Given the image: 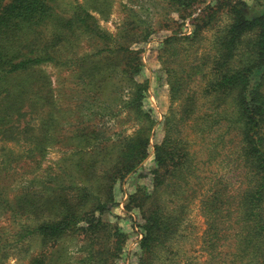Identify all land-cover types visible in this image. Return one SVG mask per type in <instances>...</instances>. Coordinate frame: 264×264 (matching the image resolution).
Here are the masks:
<instances>
[{
    "label": "rangeland",
    "instance_id": "obj_1",
    "mask_svg": "<svg viewBox=\"0 0 264 264\" xmlns=\"http://www.w3.org/2000/svg\"><path fill=\"white\" fill-rule=\"evenodd\" d=\"M211 1L197 0L179 11L171 0H46L50 16L39 24L41 32L36 37L41 42L39 48H48V58L36 67L40 74L32 83L35 87H25V102L10 101L5 106L14 104L17 109L24 104L22 113H9L16 119L19 115L10 134L18 131L19 124L28 123L31 130L23 133L20 140L0 141L1 164H12L0 175V264H29L34 258L42 264H87L98 260H103L101 264H140L145 235L142 211L148 208V197L153 194L168 211L180 215L172 238L163 250H157V264H205L208 256L203 234L207 223L201 200L210 178L231 176L232 155L229 146L222 148L219 142L220 133L226 129L224 124L214 126L211 124L215 120L206 121L212 111L202 92L204 82L191 87L198 106L193 112L188 110L191 116L177 132L192 156L193 172L188 182L175 187L172 178H167L155 190L152 169L154 145L164 137L165 117L182 115L187 93L185 90L172 100L167 76L158 60L159 49L168 35L190 34L194 24L200 22L198 18L205 19ZM244 1L257 8L264 4V0ZM80 4L91 13L93 21L76 30L72 18ZM226 21L227 15H223L215 24ZM215 29L218 27L206 31L205 36L209 38ZM134 35L139 36L136 42L132 41ZM207 42L205 39L201 43L209 47ZM123 44L141 55L142 72L137 80H148L141 118H137L130 103L133 82L124 72L125 59L116 48ZM108 46L116 54H109ZM189 52L187 64L196 56L193 49ZM11 83L16 89L23 86L18 79ZM137 132L150 134L147 157L123 177L105 176L107 169L115 171L111 167L127 153L126 143ZM88 183L99 197L107 198L109 189L113 195L109 208L100 217L98 236L93 234V242L86 239V233H94L90 229L85 234L77 232L59 238L55 244L40 239L16 242L19 225L15 218H28L12 217V207L28 208L29 202L37 200L38 207L44 208L61 185L69 194L74 186ZM88 208L90 217H99L100 211L91 209L90 203ZM80 225L88 226V222ZM91 249L94 251L89 256Z\"/></svg>",
    "mask_w": 264,
    "mask_h": 264
},
{
    "label": "trees",
    "instance_id": "obj_2",
    "mask_svg": "<svg viewBox=\"0 0 264 264\" xmlns=\"http://www.w3.org/2000/svg\"><path fill=\"white\" fill-rule=\"evenodd\" d=\"M171 1L181 11L197 0ZM211 2L206 8L205 19L199 17L200 22L194 24L190 34L168 35L159 49L158 60L167 76L172 100L182 96L185 90L187 93L182 115L179 118L176 115L165 117L164 137L154 145V186L157 190L167 178H172L176 187L188 182V176L193 172L187 143L177 132L198 106L196 99L192 98L194 91L191 87L204 82L202 92L212 111L206 121L215 120L211 121L214 126L224 124L226 129L220 133L219 142L222 148L229 146L228 152L232 155L229 161L231 176L227 179L226 175L210 178L211 183L206 186L201 200L207 223L203 234V246L208 256L205 264H264V4L260 9L244 0ZM50 11L46 0H11L9 3L0 0V141L3 138L20 140L23 133L31 130L28 123L25 126L19 124L18 131L10 134L19 115L16 119L9 113L23 112L25 87H35L32 83L40 74L36 67L48 58V48H39L41 42L37 41L36 35L41 32L39 24L50 16ZM73 15L72 27L76 30L88 27L93 21L83 4L78 5ZM223 15H227L226 23L216 25ZM215 25L218 29L207 38L206 31L214 29ZM205 39L209 47L201 43ZM136 40L139 36L134 35L132 41ZM116 48L125 59L124 72L133 82L134 97L130 103L136 109L137 118H141L142 101L148 87L147 79L144 82L137 80L142 72L141 55L124 44ZM192 49L196 56L187 64ZM106 51L116 54L109 46ZM15 79L22 81L24 87L16 89L11 83ZM10 101L23 103L17 109L14 104L5 108ZM129 139L126 138L127 153H123L111 167L115 171L107 169L105 176L123 177L147 157L150 134L137 132ZM7 166L12 164L0 162V175L7 171ZM80 184L69 194L61 185L44 208L38 207L37 200L29 202L28 208L12 207V217L28 218H15L19 225L16 242L40 239L55 244L59 238L77 232L85 234L88 229L94 233H86V239L93 242L92 238L98 236L100 217L113 198L112 190L109 189L110 195L104 199L103 195H97L91 184ZM148 198L151 199L148 208L143 207L142 211L145 235L141 240L143 255L140 264H157V250H163L172 238L180 215L168 211L156 194ZM89 203L91 209L100 211L99 217H90ZM82 221L88 222V226L80 225ZM2 240L0 238V243ZM93 251L91 249L89 256ZM102 262L90 261L91 264ZM42 263L34 258L29 264Z\"/></svg>",
    "mask_w": 264,
    "mask_h": 264
}]
</instances>
